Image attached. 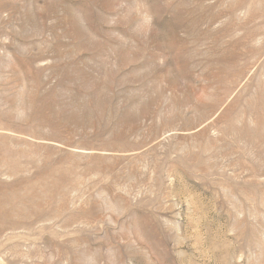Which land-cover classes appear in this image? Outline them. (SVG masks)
Wrapping results in <instances>:
<instances>
[{"label":"rangeland","instance_id":"374dc122","mask_svg":"<svg viewBox=\"0 0 264 264\" xmlns=\"http://www.w3.org/2000/svg\"><path fill=\"white\" fill-rule=\"evenodd\" d=\"M0 264H264V0H0Z\"/></svg>","mask_w":264,"mask_h":264}]
</instances>
